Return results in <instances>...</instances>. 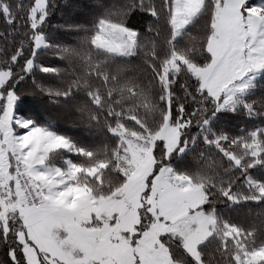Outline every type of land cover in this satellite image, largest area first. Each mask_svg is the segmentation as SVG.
<instances>
[{
	"label": "snow or ice",
	"instance_id": "snow-or-ice-1",
	"mask_svg": "<svg viewBox=\"0 0 264 264\" xmlns=\"http://www.w3.org/2000/svg\"><path fill=\"white\" fill-rule=\"evenodd\" d=\"M0 264H264V0H0Z\"/></svg>",
	"mask_w": 264,
	"mask_h": 264
}]
</instances>
